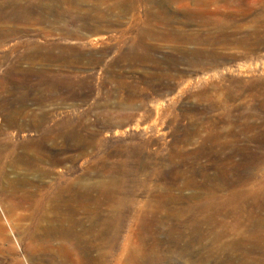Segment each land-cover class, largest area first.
I'll return each mask as SVG.
<instances>
[{
    "label": "rangeland",
    "instance_id": "obj_1",
    "mask_svg": "<svg viewBox=\"0 0 264 264\" xmlns=\"http://www.w3.org/2000/svg\"><path fill=\"white\" fill-rule=\"evenodd\" d=\"M11 1L0 79L41 50L7 75L40 121L2 148L55 152L5 159L0 264H264V0ZM68 206L105 246L55 231Z\"/></svg>",
    "mask_w": 264,
    "mask_h": 264
},
{
    "label": "bare ground",
    "instance_id": "obj_2",
    "mask_svg": "<svg viewBox=\"0 0 264 264\" xmlns=\"http://www.w3.org/2000/svg\"><path fill=\"white\" fill-rule=\"evenodd\" d=\"M74 3L77 2L78 4L82 3L83 0H72ZM167 1V0H166ZM5 8H0V22H5V20L14 15L15 19L19 18L23 21H32L34 19V14L36 13L33 11L31 6L29 5H18L12 3V1H7L5 3ZM41 11L43 12V8L41 7ZM45 15L47 16L49 10L45 11ZM5 19V20H4ZM43 20V19H41ZM98 21H101L98 19ZM9 36V33L6 31L5 28L0 26V41L5 40ZM42 59V52L40 49L34 48L32 51L27 53L21 54L14 62L11 70L6 72V76L0 79V89L5 90L9 94H1L0 95V129H4V127L11 128L17 130L20 133L23 130L27 129L28 127H37L40 121L39 114L35 109L29 110L26 112L24 107L28 101V96L18 95L15 92L13 87L7 86V75L10 73H19L22 70L21 65L24 62H28L30 67H33L37 63L38 60ZM5 87V88H4ZM6 132V131H5ZM16 133L15 135L10 136V133H7L9 140L6 142L5 145L10 147L8 152L2 148L4 143L0 140V172L2 175H6L5 167L7 165L9 156H15L19 158L20 161H28L29 164L37 166L40 161V156L43 155L46 158V161L52 163L53 155L55 149L52 144L44 145L43 142L37 139H29L25 136V134ZM13 137V138H12ZM25 141V142H24ZM3 144V145H2ZM22 144L24 151L22 153H18L16 147ZM13 164V163H11ZM16 165V164H14ZM53 192V184L48 187L47 192L41 190V201H44V198L51 196ZM7 192L1 187L0 183V198L6 202L13 201L15 198L19 197L20 200L24 201L25 199L23 196H15L6 194ZM40 203V202H39ZM34 204V202H32ZM36 205V204H35ZM57 217L60 220H67L70 223V227L67 228H56L55 231L57 233H62L63 231L71 234L77 240L82 241L85 235L91 234V236L99 242L100 246H105V232L106 228L103 226L102 223L97 222L92 224L91 226L88 224L87 217L80 216L76 217V214L71 209V207H67V209H63L58 211ZM263 218H260V226L264 228ZM53 230V229H52ZM97 242V243H98ZM95 258V259H94ZM93 259V260H92ZM100 259V258H99ZM98 257L89 256L88 264L92 262V264H99Z\"/></svg>",
    "mask_w": 264,
    "mask_h": 264
}]
</instances>
